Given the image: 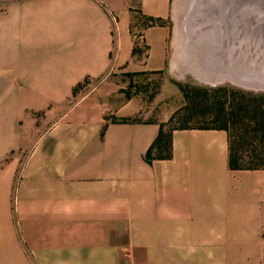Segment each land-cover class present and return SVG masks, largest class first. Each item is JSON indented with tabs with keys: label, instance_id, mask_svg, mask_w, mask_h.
Instances as JSON below:
<instances>
[{
	"label": "crops",
	"instance_id": "1",
	"mask_svg": "<svg viewBox=\"0 0 264 264\" xmlns=\"http://www.w3.org/2000/svg\"><path fill=\"white\" fill-rule=\"evenodd\" d=\"M172 3L0 0V264H264V169L225 131L144 159L172 113L126 79L165 72Z\"/></svg>",
	"mask_w": 264,
	"mask_h": 264
},
{
	"label": "rangeland",
	"instance_id": "2",
	"mask_svg": "<svg viewBox=\"0 0 264 264\" xmlns=\"http://www.w3.org/2000/svg\"><path fill=\"white\" fill-rule=\"evenodd\" d=\"M201 1L202 0H173L171 16L164 22L168 27L165 72L152 75L141 74L134 77L132 76V79H126L128 82L130 81L129 85L126 86L127 92L129 93L135 94V91L137 92V85H144L143 87H145V89H141L142 87L140 89L143 90V93L148 92L146 95L150 97V100L154 99L155 102L152 103V106L157 112H171L172 115L178 113L176 120L171 125L172 128L181 126L198 127L216 125L217 123L214 121V118L219 109V105L216 102L217 95L227 94L225 97H220V102L223 103L225 109H229L228 98L231 93V88L250 90L238 86L228 79H223L220 82L200 81V79L189 72L193 67L199 70L202 67L201 71L203 72L209 74L221 73V75H223V70H221L223 66L217 63L215 54H206L198 45L199 40H197V35L193 34L195 33L194 14ZM140 25L142 24L140 23L138 26L140 27ZM138 26L136 29L137 34L139 32ZM137 44L141 48L144 47L142 38L137 39ZM0 75H3V73ZM89 85V82L86 81L77 90V93L87 91L90 88ZM14 87L16 88L17 86ZM146 89L147 91L145 92ZM4 91V88L1 87L0 95L4 94ZM125 95H127V93ZM186 95L189 96V100L193 99L194 101L191 107L193 112H187L190 109V105ZM70 105H72V100L67 104V106ZM36 116L39 117V112L36 113ZM244 138L245 153H249L250 150L258 144V139L251 140L248 137ZM252 142L253 146L250 148ZM261 159L260 161L264 162V157Z\"/></svg>",
	"mask_w": 264,
	"mask_h": 264
},
{
	"label": "water",
	"instance_id": "3",
	"mask_svg": "<svg viewBox=\"0 0 264 264\" xmlns=\"http://www.w3.org/2000/svg\"><path fill=\"white\" fill-rule=\"evenodd\" d=\"M194 23L199 47L232 83L264 91V0H202Z\"/></svg>",
	"mask_w": 264,
	"mask_h": 264
},
{
	"label": "trees",
	"instance_id": "4",
	"mask_svg": "<svg viewBox=\"0 0 264 264\" xmlns=\"http://www.w3.org/2000/svg\"><path fill=\"white\" fill-rule=\"evenodd\" d=\"M77 85L73 89V94L77 93L80 88ZM218 93V92H217ZM216 102L219 105L218 112L215 114L214 121L216 125H204L198 127L181 126L172 128V123L176 120L178 113H174L170 119L162 124L159 133L146 151L144 159L147 163H151L155 159H168L171 157V132L176 129H218L223 130L228 135V165L231 170H257L264 169V162L260 161L264 157V91L254 92L239 88H231L228 98L229 109H225L220 97ZM187 101L189 96H187ZM190 109L192 111L193 99L189 100ZM251 140L258 139V144L245 153V138ZM253 142L251 143V147Z\"/></svg>",
	"mask_w": 264,
	"mask_h": 264
},
{
	"label": "bare ground",
	"instance_id": "5",
	"mask_svg": "<svg viewBox=\"0 0 264 264\" xmlns=\"http://www.w3.org/2000/svg\"><path fill=\"white\" fill-rule=\"evenodd\" d=\"M182 33V32H181ZM179 37V36H178ZM179 56V55H178ZM181 56V55H180ZM185 60V59H184ZM183 60V61H184ZM187 62V61H186ZM183 63V62H182ZM188 63V62H187ZM191 64V63H190ZM179 65V64H178ZM191 66V65H190ZM192 67V66H191ZM199 67V66H198ZM190 68V67H189ZM202 68V67H201ZM201 68H200V70L199 69H197V68H195V67H193L191 70H189V72L190 73H192L196 78H198V79H200V81L201 80H203V81H205V82H213V81H215V82H220V81H222L223 79H228V80H230V77H229V75H227V74H223V75H221V73H217V74H209V73H207V72H203V71H201ZM205 68V67H204ZM205 70V69H204ZM210 72H212V71H210ZM214 73V72H213ZM223 73V72H222ZM219 75V76H218Z\"/></svg>",
	"mask_w": 264,
	"mask_h": 264
}]
</instances>
